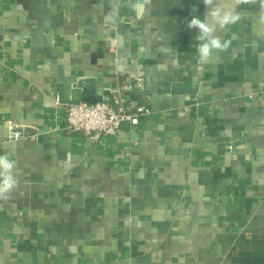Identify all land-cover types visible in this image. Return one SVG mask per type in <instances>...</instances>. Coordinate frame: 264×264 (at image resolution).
<instances>
[{"label": "crops", "instance_id": "obj_1", "mask_svg": "<svg viewBox=\"0 0 264 264\" xmlns=\"http://www.w3.org/2000/svg\"><path fill=\"white\" fill-rule=\"evenodd\" d=\"M218 2L244 18L197 72L202 0H0V154L18 181L0 264H264V39L258 5ZM82 79L151 115L70 132L58 88Z\"/></svg>", "mask_w": 264, "mask_h": 264}, {"label": "clouds", "instance_id": "obj_2", "mask_svg": "<svg viewBox=\"0 0 264 264\" xmlns=\"http://www.w3.org/2000/svg\"><path fill=\"white\" fill-rule=\"evenodd\" d=\"M236 5H258V11L251 17L256 29L255 36L264 39V0H235ZM207 11L202 15H192L186 22L189 29L197 30L196 71L203 72L206 65L212 63L214 54L227 52L232 38L224 39L217 34L226 28L237 25L244 17L236 8L222 9L218 0H202ZM15 161L8 154H0V200H7L18 181L15 175Z\"/></svg>", "mask_w": 264, "mask_h": 264}, {"label": "built area", "instance_id": "obj_3", "mask_svg": "<svg viewBox=\"0 0 264 264\" xmlns=\"http://www.w3.org/2000/svg\"><path fill=\"white\" fill-rule=\"evenodd\" d=\"M124 88L110 90L107 102L87 104L73 102L66 104L67 129L72 133H82L94 141L102 138L115 137L123 124L136 127L143 118L151 115V110L132 105L127 107ZM33 136L13 129L11 139L15 141L28 140Z\"/></svg>", "mask_w": 264, "mask_h": 264}, {"label": "water", "instance_id": "obj_4", "mask_svg": "<svg viewBox=\"0 0 264 264\" xmlns=\"http://www.w3.org/2000/svg\"><path fill=\"white\" fill-rule=\"evenodd\" d=\"M82 90L83 94L78 98V102L87 104H99L107 102L109 97L106 96L108 88L97 87L94 85V79L79 80L72 89L67 90L64 85L59 86L57 99L61 103L69 104L72 102V91ZM111 90V89H110ZM130 101V97H126V102Z\"/></svg>", "mask_w": 264, "mask_h": 264}]
</instances>
